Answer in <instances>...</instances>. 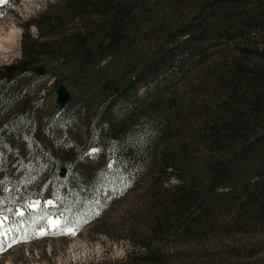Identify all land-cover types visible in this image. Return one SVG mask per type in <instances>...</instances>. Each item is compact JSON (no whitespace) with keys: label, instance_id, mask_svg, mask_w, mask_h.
<instances>
[{"label":"rangeland","instance_id":"1","mask_svg":"<svg viewBox=\"0 0 264 264\" xmlns=\"http://www.w3.org/2000/svg\"><path fill=\"white\" fill-rule=\"evenodd\" d=\"M102 1H112L113 4L114 0ZM132 2L134 9L126 26L127 41L130 42L123 46L125 48L119 46L114 51L110 59L111 63L105 69L101 70L103 64L101 63L99 69L84 66L82 73H79L74 66H70L69 70L77 73L74 75L69 74L64 68L63 60L56 61L55 64L53 62L36 63L37 66L44 65L45 69L51 72L49 74L51 77L46 83L51 89L38 92L39 103L33 104V110L30 111L33 113L34 110H38L35 118V125L38 124V128L33 137L40 142L43 136L47 135L44 133L45 126L52 121H48V118L53 119L54 115L58 116L61 113L56 102L58 83L61 82L67 86L71 93L70 99L82 96L85 90L84 99L89 100L83 103L92 104L98 96L95 83L100 77L119 76L126 70L129 71L131 66H128L129 60L125 62L128 59L126 51L131 52V62L139 57L147 59L146 57L150 54L157 55L165 52L168 41L175 39L176 34L171 35L172 32L175 33L177 29L187 26L192 33L196 30L199 32L198 36L203 41L198 40L195 45L203 48L191 58H187L181 71L175 68L176 74L181 75L176 85L163 91L162 94H156L152 100L145 101L140 97L136 99L134 102L136 110L131 115H127L126 119L128 123L131 121V124H135L138 112H143L144 118H149L145 115L149 113L140 109H151L153 118L149 122L154 127L153 130H158V127H162L160 125H163L165 117L161 115L159 109L167 105L166 113L172 112L178 105L181 112L177 121L170 120L171 127H167L162 136L158 134L155 142L159 138L158 145L178 136L190 138L192 165L191 169L185 172L189 174V178H197L196 184L201 192L204 191L203 181L207 179V174L202 173L204 158L211 155L224 158L233 156L235 162L227 168L235 169L233 174H237L238 179H257L255 172L260 175L264 173L262 167L264 164V106L257 114L251 113L254 120L249 124L248 132H245L246 136L244 134L237 136L236 134L239 133L237 131L231 133L223 141L224 148H220L219 151L215 150L216 147L210 148L202 144L201 139L206 133L204 128L206 123L213 118L224 120V122L228 119L223 108L228 105L225 87L219 88L222 71L229 69L232 63L251 65L257 59L255 51H264V0H132ZM47 8H50L48 19L51 24H45L39 19V15ZM103 10L104 8L93 14L81 10L78 16L72 17L68 7L63 6V0H19L13 5L8 3L0 5V39L7 37L10 32L17 31L19 35L12 50L2 41L0 67L7 70L6 67L20 59L23 32H26L30 39L38 42L43 40L52 42L53 47L61 50L62 54L68 52L67 48L70 46L68 43L72 42L71 34L77 31H82L89 41L101 40L111 13L110 10L102 13ZM31 19H38V23H31L26 29L24 25ZM50 29H57V34L49 36L47 30ZM47 49L50 48L47 47ZM69 58V54L65 56L66 60ZM122 62L125 63L122 64ZM56 74L65 78L57 80L54 76ZM20 83L30 88L33 78L28 75ZM138 85H136V91L141 94L144 87H142L143 84ZM10 101L12 104H17L19 98H11ZM168 101L173 108H169L166 104ZM79 115L78 121L74 123V129L63 130L62 136H52L51 142H55V145L58 143L59 146L62 140L66 142L67 139H71L75 142L73 147L60 148L77 151V145L82 147L80 141L83 134V119ZM50 123L52 126L49 129L52 130L54 122ZM67 124L71 123L67 121ZM58 126L55 129L59 131L64 127L60 124ZM37 134L40 137H37ZM6 135L7 133L4 132L0 134V137H6ZM52 135L56 134L52 133ZM25 138L26 134H22L20 141H24ZM131 141L132 139L127 146L131 155L126 158L131 165L127 170V177L131 183L125 185L121 196L117 197V201L106 210L101 220L89 222L79 230L69 225L62 227L61 224L60 230H53L55 234L15 243L12 247H6V250L0 251V264H102L103 262V264H121L130 251L131 253L133 251V255L127 263L147 264L139 257L142 251L139 247L141 243L154 249L160 259L158 264H264V222L249 226L239 222L233 223L232 221L242 220L248 216H244L242 211L236 212L238 202L233 195L219 194L221 190H227L226 187L220 188L219 191L217 189V194L207 199L206 204L210 205L211 213L206 214L198 222L186 221L177 224L175 232L169 233L164 224L167 213H164L163 207L166 200H154L153 207L149 171L141 165L143 161L142 158L140 159L145 155L135 151ZM4 144L2 154L10 151L8 142L4 141ZM28 147L22 143L13 142L11 152L24 153L31 157L33 149ZM93 149L97 151L93 153ZM99 150V147H90L88 153L96 155ZM64 152L61 150V153ZM131 157H136L138 160L134 163ZM47 165L48 161L44 157L36 168L48 173ZM27 169L25 178L21 180L18 188L22 189L24 196L42 193L41 187H31L35 180L34 174L28 173ZM5 172L6 165L1 164L0 178H4ZM160 174L162 179L167 176L162 170ZM134 178L137 179L136 183ZM230 179L231 176L225 178L224 183L231 182ZM168 182L174 183L176 179L171 177ZM48 201L51 200L46 199L45 203L49 204ZM37 202H39L37 198H31L27 204ZM153 211L161 212L158 217L161 222L153 220H157ZM3 217L4 215L0 214V219ZM49 217L57 218V216ZM33 219L36 217L33 216ZM35 225L37 223L30 225L27 232L29 236L38 230ZM69 228L73 229L74 234H61V230ZM5 229H8L6 225ZM23 234L24 232L13 233L12 231L7 232L6 235L0 233V243L6 246L14 237Z\"/></svg>","mask_w":264,"mask_h":264},{"label":"trees","instance_id":"2","mask_svg":"<svg viewBox=\"0 0 264 264\" xmlns=\"http://www.w3.org/2000/svg\"><path fill=\"white\" fill-rule=\"evenodd\" d=\"M18 1L10 0L8 5H13ZM63 6L68 7L72 17L78 16L81 10L93 14L104 8L102 13L109 10L111 12L110 21L105 28L104 36L99 41H89L82 31L72 33V42L68 43L70 44L67 48L68 52L64 54L58 48L55 49L52 42L48 40L38 42L30 39L29 35L23 32L20 59L6 67L7 70L0 67V134L7 133L6 137H0V165H6L4 178H0V214L8 217L6 225L13 229L12 232L17 233L14 231L17 227H21L20 233H23L25 229L28 232L33 221L37 222L35 228L39 229L46 225L49 216H57L61 220L62 227L69 225L77 230L89 222L101 220L106 210L117 201V197L121 196L125 185L131 183L127 177V170L131 165L128 160L126 161V158L131 155L127 147L130 139H132L131 145L134 150L145 155L140 159L142 158L143 161L141 165L149 171L153 207L154 200H166L163 207L164 213H167L164 217V224L169 233H172L170 231L175 232L177 224L186 221L198 222L206 214L211 213L210 205H207L206 201L213 198L222 187H226L227 190H221L219 194L233 195L238 202L236 212L242 211L244 216H248L242 220L232 221L233 223L239 222V224L249 226L264 222V173L260 175L255 172L257 179L254 180H240L237 174H233L235 169L227 168L235 162L233 156L224 158L211 155L204 158L202 173L207 174V179L203 181L204 191L201 192L196 184L197 178H189V174L185 172L191 169L192 165L190 138L178 136L158 145L159 138L155 142L158 134L162 136L166 128L171 127L170 120L177 121L181 112L178 105L174 109L168 101L166 104L169 108H173L172 112L166 113L167 105L159 109L161 115L165 117L163 125H160L162 127H158V130H153L154 127L149 122L153 118L151 109H140V111L148 112L149 114L145 115L149 118H144L143 112H138L136 125L131 124V121L128 123L126 119L127 115H131L136 110L134 106L136 99L140 97L145 101L152 100L156 94H162L163 91L176 85L181 75L176 74L175 68L181 71L187 58H191L203 48L195 45L198 40L203 41L198 36L199 32L196 30L192 33L187 26L177 29L175 33L172 32L171 35L176 34L175 39L168 41L165 52L157 55L150 54L146 57L147 59L139 57L131 62V52L126 51L128 59L125 62L129 60L128 66H131L128 72L126 70L119 76L100 77L95 83L98 96L92 104L83 103L89 100L84 99V90L82 96L72 98L64 107H59L61 113L58 116H53V113V119L48 118V121L54 122V129L50 130L52 126L50 123L52 121H50L49 125L45 126L44 133L47 135H44L40 142L33 137L38 128V124L35 125L38 110H34L33 113L30 111L33 110V104L39 103L38 92L51 89L46 85L51 72L45 69L43 75H38L35 72L36 63L53 62L55 64L56 61L63 60L64 68L69 74L74 75L77 73L69 70L70 66H74L79 73H82L84 66L99 69L100 64L103 63L101 65V70H103L111 63L110 59L114 51L119 46L123 47L130 42L127 41L126 26L134 9L132 0H114L113 4L112 1L103 2L102 0H63ZM49 14L50 8H47L39 15V19L45 24H51L48 19ZM29 22L24 25L26 29L31 23H38V19H31ZM47 33L49 36L55 35L57 29L47 30ZM255 53L257 59L251 65L232 63L229 69L222 71L219 88L225 87L224 92L228 105L223 108L228 119L224 122V120L213 118L205 124L206 133L202 136L201 143L207 147H216L215 150L219 151L220 148H224L222 146L226 137L236 131L239 132L237 136L240 134L246 136L245 132H248L249 124L254 120L251 113L255 115L263 108L264 51H255ZM68 54L70 58L66 60L65 56ZM28 75L33 78L30 88L20 83ZM54 76L57 80L65 78L60 74ZM137 84H143L141 94L136 91ZM16 97L19 98V102L12 104L10 99ZM78 114L83 119V134L80 141L82 147L77 145V151L60 148L73 147L75 142L71 139H67V143L62 140L59 146L58 143L57 145L55 142L52 143V136H62L63 130L74 129ZM67 121L71 124H67ZM59 124L64 125L60 131L55 129L59 127ZM117 125L123 127L115 128ZM22 134H26L24 141H20ZM37 135L40 137L39 134ZM4 141L8 142L10 151L2 154ZM13 142L29 146V149H33L32 156L11 152ZM90 147H99L100 150L96 155H90L88 153ZM61 150L65 152L61 153ZM44 157L48 161V173L36 168ZM131 159L134 163L138 160L136 157H131ZM28 165L29 169H27ZM262 167L264 168V164ZM26 169L28 173L34 174L33 179L35 180L31 187H41L42 193L24 196L22 189L18 188L21 180L25 178ZM161 170L167 174L164 179L161 178ZM230 176L231 182L224 183V179ZM171 177L176 179V182H168ZM134 182L136 183L137 179L134 178ZM200 193L203 194L200 195ZM31 198L39 200V207L25 208ZM46 199H50L52 203L46 204ZM19 208H22L24 216L14 215ZM160 213V211L154 212L157 218V220L153 219L155 222L159 220L161 222L158 218ZM33 216L36 219H33ZM139 247L142 248L139 253L142 262L159 263L160 259L154 249L145 243H141ZM131 255L133 251L126 254L121 264H129L127 262L131 260Z\"/></svg>","mask_w":264,"mask_h":264},{"label":"snow or ice","instance_id":"3","mask_svg":"<svg viewBox=\"0 0 264 264\" xmlns=\"http://www.w3.org/2000/svg\"><path fill=\"white\" fill-rule=\"evenodd\" d=\"M9 2L10 0H0V5H5ZM96 151H97L96 149H93V153ZM47 203L51 204L52 202L48 201ZM37 207H39V202H37L36 204H26L25 205V208H29V209H35ZM14 215L24 216V212L17 211L14 213ZM7 221H8L7 216H4L3 219H0V233H3L5 235L7 232L13 231V229L11 228L5 229V225L7 224ZM35 223L37 222L33 221V224ZM60 229H61V220L59 218L53 219L51 217H48L46 221V225L40 227L37 231L33 232L31 236L27 234V230L25 229L23 235H17L11 241H9L6 246L5 244L0 243V251L6 250V247L8 248L12 247V245L15 243L27 242L29 239H36V238H40V237L47 236L50 234H55L53 230H60ZM14 231L17 233H20L21 227L15 228ZM61 234H74V232H73V229L69 228L67 230H61Z\"/></svg>","mask_w":264,"mask_h":264},{"label":"water","instance_id":"4","mask_svg":"<svg viewBox=\"0 0 264 264\" xmlns=\"http://www.w3.org/2000/svg\"><path fill=\"white\" fill-rule=\"evenodd\" d=\"M35 72L38 75L44 74V67L39 65L35 67ZM71 93L68 90L67 86L64 83H58L56 88V102L60 107H64L65 104L69 101Z\"/></svg>","mask_w":264,"mask_h":264},{"label":"bare ground","instance_id":"5","mask_svg":"<svg viewBox=\"0 0 264 264\" xmlns=\"http://www.w3.org/2000/svg\"><path fill=\"white\" fill-rule=\"evenodd\" d=\"M18 39H19V35H18L17 31L10 32V34L7 37H2L0 39V46H3V44H8L9 48L12 50V47H14L16 45L15 41L18 40ZM2 41L5 42V43H3ZM19 209L22 210V208H19Z\"/></svg>","mask_w":264,"mask_h":264}]
</instances>
